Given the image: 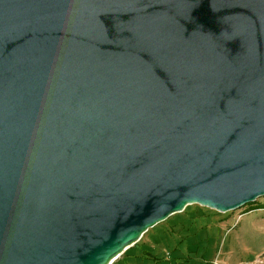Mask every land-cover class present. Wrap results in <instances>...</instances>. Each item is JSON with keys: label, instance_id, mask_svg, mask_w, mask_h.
<instances>
[{"label": "water", "instance_id": "water-1", "mask_svg": "<svg viewBox=\"0 0 264 264\" xmlns=\"http://www.w3.org/2000/svg\"><path fill=\"white\" fill-rule=\"evenodd\" d=\"M263 196L264 0H0V264Z\"/></svg>", "mask_w": 264, "mask_h": 264}, {"label": "rangeland", "instance_id": "rangeland-1", "mask_svg": "<svg viewBox=\"0 0 264 264\" xmlns=\"http://www.w3.org/2000/svg\"><path fill=\"white\" fill-rule=\"evenodd\" d=\"M258 207L264 208V196L226 213L200 204H189L184 211L190 215L189 221L183 222L180 229L172 221L183 211L149 228L114 264L125 261L134 249L143 247L150 248V251L142 252L139 257L147 260L146 264H154L157 260L169 258L179 246L182 251L177 252L183 256L174 258L176 263L179 259H186L187 264H264V226L260 219H255L257 214H249ZM260 214L264 217V211ZM242 216L245 217L241 219ZM226 223L230 224L225 226ZM156 235L161 240L157 241ZM223 255L226 257L221 259Z\"/></svg>", "mask_w": 264, "mask_h": 264}, {"label": "crops", "instance_id": "crops-1", "mask_svg": "<svg viewBox=\"0 0 264 264\" xmlns=\"http://www.w3.org/2000/svg\"><path fill=\"white\" fill-rule=\"evenodd\" d=\"M255 211V212H254ZM254 211H251L249 214H257V216L255 217V219H260L261 221V225L262 227L264 226V217H262V215L260 214V211H264V208H259L257 210H254ZM248 215V214H247ZM190 215H187L186 212L184 213H181V214H178L177 216H175V218L173 219V223L179 227V229L183 226V222H186V221H189V217ZM246 216V215H245ZM244 216V217H245ZM242 216L241 219L244 218ZM236 223V222H235ZM233 223V224H235ZM230 224V223H229ZM228 223L224 224L225 226H228L229 225ZM155 239L158 241V240H161V238L156 235L155 236ZM165 240H167L165 237L163 238ZM180 249V252L182 251V248H180V246L177 248V249H174L175 251L173 253H171V256L169 258H165V259H161V260H157L154 262V264H187V261L185 260H181L179 259V261L176 263L173 261L174 258L178 259L181 258V256H183L182 253L180 252H177L178 250ZM150 251V248H147V247H143V248H137V249H134L132 252H131V255L125 260V261H122V262H119L118 264H146L147 263V260H144V259H141L139 256L142 252H149ZM225 254V253H223ZM221 255H222V252H221ZM219 256V255H218ZM220 257V256H219ZM226 256L223 255L222 258H225ZM213 258V257H212ZM214 259V258H213ZM220 259V258H219ZM114 264V262H113ZM191 264V262H190ZM220 264V263H218Z\"/></svg>", "mask_w": 264, "mask_h": 264}, {"label": "bare ground", "instance_id": "bare-ground-1", "mask_svg": "<svg viewBox=\"0 0 264 264\" xmlns=\"http://www.w3.org/2000/svg\"><path fill=\"white\" fill-rule=\"evenodd\" d=\"M190 205H191V204H190ZM188 206H189V205H188ZM188 206H187V207H188ZM187 207H186V208H187ZM186 208H185V209H186ZM206 208H208V207H206ZM209 209L217 211L216 209H213V208H209ZM184 211H185V210H184ZM184 211H183V212H184ZM180 213H181V212H180ZM225 213H226V212H225ZM141 238H142V237H141ZM141 238H140V239H141Z\"/></svg>", "mask_w": 264, "mask_h": 264}, {"label": "trees", "instance_id": "trees-1", "mask_svg": "<svg viewBox=\"0 0 264 264\" xmlns=\"http://www.w3.org/2000/svg\"><path fill=\"white\" fill-rule=\"evenodd\" d=\"M259 208V207H258Z\"/></svg>", "mask_w": 264, "mask_h": 264}]
</instances>
